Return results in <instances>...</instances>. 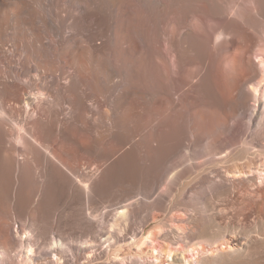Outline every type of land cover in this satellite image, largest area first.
Segmentation results:
<instances>
[{
  "label": "bare ground",
  "instance_id": "1",
  "mask_svg": "<svg viewBox=\"0 0 264 264\" xmlns=\"http://www.w3.org/2000/svg\"><path fill=\"white\" fill-rule=\"evenodd\" d=\"M260 176L264 0H0V264H238Z\"/></svg>",
  "mask_w": 264,
  "mask_h": 264
},
{
  "label": "rangeland",
  "instance_id": "2",
  "mask_svg": "<svg viewBox=\"0 0 264 264\" xmlns=\"http://www.w3.org/2000/svg\"><path fill=\"white\" fill-rule=\"evenodd\" d=\"M228 39L229 37L220 38L218 45L216 46L215 49H218L219 51H221L222 47L225 45ZM254 61L256 60L254 59ZM224 70L226 71L228 75H231L232 68L230 66H225ZM256 184L257 185L261 184L264 186L263 177L261 178L258 177ZM262 238L263 237H261L260 239ZM227 239H228L229 244H218L214 246L213 248H207L204 250L203 249H194V250L190 249L186 254V258L191 262L197 263L198 261H200L201 259L205 257H216L218 256V254H220L221 251L228 252L230 251L229 249L230 246L232 247L236 246V243H234V241L236 240V236L229 235L227 236ZM260 239H257V241L255 240L256 242L253 241L254 243L250 244L248 253L243 258L240 259L241 261L240 260L238 261V264H264V243H263L264 241L262 242L260 241ZM158 242H159L158 244L161 245V249L164 253L161 256H158V259H154V260L150 259L149 261L154 264H168L170 259L167 257V254H165V252H167L168 250L167 244L166 242L162 240H159ZM55 258H57V256Z\"/></svg>",
  "mask_w": 264,
  "mask_h": 264
}]
</instances>
